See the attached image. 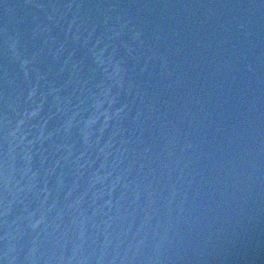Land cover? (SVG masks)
Instances as JSON below:
<instances>
[{"label": "water", "instance_id": "1", "mask_svg": "<svg viewBox=\"0 0 264 264\" xmlns=\"http://www.w3.org/2000/svg\"><path fill=\"white\" fill-rule=\"evenodd\" d=\"M0 264H264V0H0Z\"/></svg>", "mask_w": 264, "mask_h": 264}]
</instances>
